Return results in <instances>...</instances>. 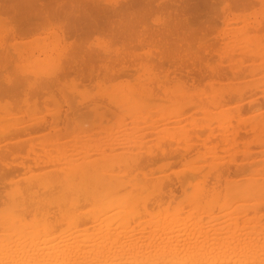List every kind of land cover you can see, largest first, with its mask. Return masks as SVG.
Masks as SVG:
<instances>
[{
  "label": "bare ground",
  "instance_id": "1",
  "mask_svg": "<svg viewBox=\"0 0 264 264\" xmlns=\"http://www.w3.org/2000/svg\"><path fill=\"white\" fill-rule=\"evenodd\" d=\"M117 1L102 6L100 0H0V176L24 173L9 182V190L0 189V264H264V122L257 124L261 127L257 139L242 143L239 137L252 133L255 124L242 130L230 123L233 115L228 111L250 108L248 116L233 112L242 122L256 114L263 117L261 102L253 94L264 91V72L246 82L241 79L236 89L230 84L234 90H224L225 94L209 91V96L204 92L205 97L195 98L185 92L186 87H196L193 82L202 74L194 60L188 64L187 58L174 54L183 43L189 44L187 34L210 24L211 19L201 18L198 11L206 0H165L164 7L172 12L165 11L176 17L158 20V13L155 23L163 27L156 30L135 28L145 26L152 0H124L120 5L122 0ZM48 15H59L61 23L57 19L56 25L63 27L56 32L51 26L50 40H44L43 34L32 43L19 40L44 28L45 21L51 24ZM262 18L249 23L250 28L247 21L246 26H235L233 36L228 33L230 40L221 43V51L227 53L229 47L231 57L237 51L254 61L258 58L262 60L258 67L264 70V43L257 35L264 29ZM96 30L119 45L90 46L93 43L86 38ZM143 43L155 50L154 60L143 61V68H160L163 76L140 82L139 70L130 84L115 85L111 79L120 70L117 67L130 68L125 56ZM156 44L162 50H156ZM234 65L229 71L210 67L217 79L208 84L218 83L227 72H244ZM247 68L245 72L252 69ZM182 69L188 78L167 74ZM172 78L182 89L165 86ZM93 79L109 83L97 81V95L88 97L84 85ZM27 96H33L30 107L24 105L28 101L23 104ZM231 97L236 102L227 106ZM162 99L171 107L157 108V100ZM38 100L52 101L53 108H46L48 116L34 113ZM209 104L222 112L213 109L215 118L203 117L216 119L217 124L206 120L195 125L193 111L207 115ZM86 117L91 119L82 121ZM186 122L193 125L186 128ZM217 126L219 133L213 129ZM42 129L43 137L35 144V132ZM100 132V137L92 138ZM216 134L218 142L206 143ZM252 140H257L259 150L250 149ZM23 149L29 159L13 168L7 160L21 159ZM189 150L194 153L186 155ZM257 151L260 157L255 156ZM237 154L244 160L237 161ZM176 163L182 166L170 170L172 175L165 171ZM60 222L63 227L55 230Z\"/></svg>",
  "mask_w": 264,
  "mask_h": 264
},
{
  "label": "rangeland",
  "instance_id": "2",
  "mask_svg": "<svg viewBox=\"0 0 264 264\" xmlns=\"http://www.w3.org/2000/svg\"><path fill=\"white\" fill-rule=\"evenodd\" d=\"M100 1H102V2H100V4H102V6H104L105 5V3L108 1V2H110V1H114V0H107V1H104V0H100ZM120 1V0H119ZM119 1H117V2H119ZM190 1H192V0H188V2H190ZM239 1V2H238ZM241 1V2H240ZM247 1V2H246ZM251 1V2H250ZM105 2V3H104ZM116 2V3H117ZM123 3L124 2V0H122V1H120L119 3H118V5H120V3ZM206 2H207V4L206 5H199V8H198V11H199V15H200V17L201 18H208V19H211V22H210V24L208 25V26H206V27H204L203 29H199V30H196L195 32H194V34L192 35V34H187V43L189 42V44H186V43H183V45H181L178 49H179V51L177 52V53H175L174 54V56H179V57H183V58H187V63L188 64H190L193 60V65H194V67H197L198 66V68H199V72L202 74L201 75V77L199 78V81L198 82H193L195 85L194 86H196V87H193L192 88V90H189V88H187L186 87V91L185 92H188V94L189 93H191L192 95H193V97L194 96H196L195 98H197V97H200V98H203V97H207V96H209L211 93V95H213V94H215V93H224L225 94V92H227L228 90H230V89H233L232 87H234V89H236L235 87H238V85L240 84L241 85V81L242 82H246V81H248L249 80V77L250 78H253V76L254 77H257L258 75H260V73H262V72H264V70L263 69H259L260 67H258V58L256 59L255 58V61L253 60L254 58H249V57H245L244 55L242 56L241 54H239L238 55V52L236 51H234L233 52V54H232V57L233 58H235V59H233L230 55H231V51H229L230 50V48L229 47H226L227 48V50L229 51V53H230V55L228 54L227 55V53H228V51H227V53L224 51L225 49L223 48V51H221L222 50V47H224L223 46V44H222V46H221V43H223V40H230V39H228L229 38V36H230V34L228 35V33H230L231 32V34L233 33L232 31H234L235 29H234V27L235 26H240V27H242V26H246L247 25V27H249L250 28V25L251 24H256L257 23V21H261L263 18H262V16L264 15V0H229V1H227V0H206ZM244 2L246 3V4H244ZM262 2V4L260 5L259 3H261ZM239 4V5H238ZM117 5V4H116ZM247 5V6H246ZM253 5V6H252ZM149 6H150V9L148 10V14H145V17H146V20H145V26H140V24H139V26L138 27H135V28H137V29H140V30H142L144 27H147L148 29H151V30H156L158 27H163L162 25H157V23H155L156 21L154 20V18L156 17V15L159 13V15H157V17H158V20L159 19H164V18H166V19H168V20H170L171 18H174V17H176L173 13H170V14H167V12L165 11V9L164 8H166L167 10H171L169 7H164L165 6V0H152L150 3H149ZM173 7V6H172ZM225 7V8H224ZM241 7V8H240ZM248 7V8H247ZM249 7H250V9H249ZM259 7V8H258ZM261 7H262V9H261ZM174 8V7H173ZM172 8V9H173ZM178 9V8H177ZM176 9V10H177ZM228 10V12L226 11V10ZM230 9V10H229ZM232 13H231V12ZM255 11V12H254ZM171 12H172V10H171ZM154 13H156V14H154ZM226 15H225V14ZM257 13H259V14H257ZM216 14H218V15H216ZM220 14V15H219ZM221 14H223V15H221ZM235 14V16H233V15ZM263 14V15H262ZM228 15V16H227ZM56 16V15H55ZM54 16V17H55ZM152 18H151V17ZM214 16V17H213ZM218 16H220V18L218 17ZM222 16V17H221ZM232 18H231V17ZM48 17H50V19L49 20H51L52 18V21H51V24H49L48 25V20L47 21H45L44 22V24H43V27L44 28H42V29H40L37 33H32L31 35L29 34L28 36L27 35H23V38L22 37H19V40L21 39L23 42H25V43H32V42H36V41H39V40H41L42 38H44V40H50L51 39V37H52V29H51V26H53V25H55V26H53L52 28L54 29V30H56V32H59V29H61V28H63L61 25H60V23H61V19H60V16L58 15L57 17H53L52 15H48ZM59 17V18H58ZM169 17V18H168ZM227 18V20L228 21H226V23H224V20H226V18ZM229 18H231V20H229ZM262 18V19H261ZM56 19V20H55ZM57 19H60V23H59V25L60 26H58V25H56L57 24ZM153 19V20H152ZM220 19H223V20H220ZM243 19V20H242ZM260 19V20H259ZM53 20H54V22H53ZM255 20V21H254ZM245 21H247L246 22V25H245ZM254 21V22H253ZM152 22H154V23H152ZM53 23V24H52ZM249 23H250V25H249ZM228 24L230 25V26H228ZM58 26V27H57ZM158 26V27H157ZM225 26V27H224ZM60 27V28H59ZM118 28H121V26L120 25H118L117 26ZM141 27V28H140ZM228 27V28H227ZM231 27L233 28V30L231 29ZM225 28V29H224ZM159 29V28H158ZM219 29V30H218ZM228 29V31H226ZM237 30V29H236ZM205 31V32H204ZM215 31V32H214ZM230 31V32H229ZM42 32V33H41ZM56 32H53V33H56ZM207 33H209V34H207ZM258 33H261V34H257V35H260V38H262V39H260L263 43H264V29L263 30H261V31H258ZM40 34V35H39ZM43 34V36H45V37H42L41 35ZM44 34H46V35H44ZM203 36H202V35ZM218 34V35H217ZM37 35H39V36H37ZM99 35V36H98ZM101 35H102V37H101ZM203 37H201V36ZM206 35V36H205ZM208 35V36H207ZM219 35L221 36V35H223V36H221V38L222 39H220V37H219ZM25 36H27L26 38H24ZM33 36V37H32ZM48 36H50V39H49V37ZM194 36V37H193ZM233 36V34L231 35V37ZM263 36V37H262ZM40 39H39V38ZM42 37V38H41ZM48 37V38H47ZM108 35H107V33L106 32H102V31H99V30H96V31H93V32H91L88 36H87V38H86V40H87V43L89 42V44H92V45H90V46H92V47H100V44L99 43H101L103 46H105V45H108L109 44V46L110 47H113L114 45H119V42H115L114 40H111L110 38L108 39ZM200 37V38H199ZM204 37H206V38H208V39H204ZM210 37V38H209ZM29 38V39H28ZM97 38V39H96ZM203 40H202V39ZM213 38V39H212ZM215 38V39H214ZM218 38V39H217ZM39 39V40H38ZM70 38L69 37H67L66 38V41L67 40H69ZM217 39V40H216ZM9 40H13V39H11L10 37H9ZM36 40V41H35ZM90 40H91V42H90ZM104 40V41H103ZM205 40V41H204ZM215 40V41H214ZM218 40H219V42L222 40V42H220V44H217L218 43ZM70 41V40H69ZM21 42V41H20ZM112 42V43H111ZM205 42V43H204ZM207 42V43H206ZM24 43V44H25ZM104 43H105V45H104ZM197 43H199V44H197ZM211 43V45H209ZM147 44V45H146ZM149 43H143L142 45H135V46H133V47H131L132 48V53L130 54V55H127V56H125V58H128V59H130V60H128V62H127V64H130V68H128V69H126V67L124 66H121V65H119L118 67H117V69H120L121 70V72H120V70H116V73H115V76L113 77V79H111V82H115V85H116V82H118V83H126V84H130L131 82H132V80H134V76L135 75H137V74H140V72H139V70L141 71V73H142V75L141 76H139V78H140V82L141 81H147V80H154L155 78H161L162 76H163V73H164V71L163 70H161L160 68H156V67H154V68H151L150 69V71L147 69V68H143V67H145L144 65H143V61H145V60H147L149 63H151V60H154V56H153V53L155 52V50L154 49H152V45L151 44H149ZM218 45V47L220 48H218L217 47V45ZM191 45V46H190ZM200 45V46H199ZM206 47H205V46ZM210 46V48H209V46ZM214 45V46H213ZM147 46V47H146ZM213 46V47H212ZM154 47H155V49L156 50H162V47H160L158 44H156V45H154ZM196 47V48H195ZM216 47V48H215ZM188 48V49H187ZM194 48H195V50H194ZM229 48V49H228ZM192 49V50H191ZM215 49H217V50H215V52H214V50ZM143 50V51H142ZM147 50L149 51V53L150 54H148L147 53ZM190 50V51H189ZM198 50V51H197ZM206 50V51H205ZM207 51H209L208 53H207ZM233 51V50H232ZM144 52L146 53V54H144ZM180 52V53H179ZM197 52V53H196ZM199 52V53H198ZM223 54H222V53ZM224 52H225V54H224ZM205 53V54H204ZM206 53H207V55H206ZM218 53H220V54H222V56L221 55H219ZM237 53V54H236ZM138 54V55H137ZM148 54V55H147ZM181 54V55H180ZM199 54V55H198ZM187 55V56H186ZM195 55H196V57H195ZM217 55V56H216ZM238 55V56H237ZM176 56V57H177ZM189 56V57H188ZM192 56V57H191ZM198 56V57H197ZM230 56V57H229ZM131 57H134L132 60H131ZM194 57V58H193ZM238 57V58H237ZM202 58H204V59H202ZM227 58H230L231 60H229V59H227ZM239 58H242V59H239ZM143 59V60H142ZM188 59L190 60V61H188ZM199 59V60H198ZM246 59V60H245ZM141 60V61H140ZM201 60V61H200ZM221 60V61H220ZM229 60V61H228ZM238 60H240V61H238ZM257 60V61H256ZM131 61V62H130ZM203 61H204V63L206 62L209 66H207V64L205 63H203ZM225 61V62H224ZM236 61H238V62H240V64L238 63V62H236ZM248 61V62H247ZM251 61H252V63H255V64H251ZM262 61V60H261ZM261 61L259 60V62L261 63ZM139 62V63H138ZM219 62H221V63H219ZM134 63V64H133ZM140 63H142L141 65H143V66H139V64ZM210 63V64H209ZM212 63V64H211ZM224 63H226V64H224ZM244 63V64H243ZM133 64V66H131ZM138 64V65H137ZM222 66H221V65ZM234 64H237V66H235ZM241 64H243V65H241ZM247 64V65H246ZM249 64V65H248ZM220 65V66H219ZM232 65H234L233 66V69H236V68H239V67H241L242 68V70H244V72L243 71H240L241 72V74H240V72H236L235 74H236V76H235V74H233V73H230V72H227V77L226 76H222V77H219V81L221 80V81H223V83H219V81H218V83L217 82H213L212 84H208V82L207 81H209V80H215V79H217L216 78V76L210 71V67H215V68H220L221 70H225V71H229V67L231 68L232 67ZM251 65V66H250ZM255 65V66H254ZM243 66H245V67H243ZM251 67L250 69H251V71H248V68L249 67ZM258 67V71H259V73H257L256 72V68ZM259 66H261L260 64H259ZM131 67H133V68H131ZM142 67V68H141ZM208 67V68H207ZM223 69H222V68ZM228 67V68H227ZM248 67V68H247ZM122 68L124 69V70H122ZM135 68V69H134ZM140 68V69H139ZM244 68V69H243ZM247 68V71L249 72H245L246 69ZM138 69V70H137ZM249 69V70H250ZM144 70H147V72L146 71H144ZM143 71V72H142ZM149 71V72H148ZM152 71H153V75H150V74H148V73H152ZM210 71V72H209ZM129 72H131V73H129ZM133 72V73H132ZM139 72V73H138ZM144 72H146L148 75H146V73H144ZM156 72V73H155ZM125 73V74H124ZM162 73V74H161ZM183 73H184V69H182L181 70V73H177V72H167V74L168 75H172V74H174V75H176V77H180V76H182V77H187V76H185V75H183ZM123 74V75H122ZM131 74V75H130ZM132 74H134V75H132ZM144 74V75H143ZM248 74V75H247ZM146 75V76H145ZM161 77H160V76ZM206 75V76H205ZM208 75V76H207ZM238 75H239V77H238ZM243 75V76H242ZM253 75V76H252ZM145 76V77H144ZM241 76V77H240ZM247 76V77H246ZM252 76V77H251ZM148 77H150L151 79H149ZM175 77V78H176ZM208 77H210V79L208 78ZM212 77H213V79H212ZM235 79H233V78ZM259 77V76H258ZM147 78V79H146ZM175 78L173 79V82L175 81ZM188 78V77H187ZM228 78V79H227ZM245 78V79H244ZM130 79V80H129ZM177 79V78H176ZM205 79V80H204ZM232 79V80H231ZM241 79H244V80H241ZM246 79H248V80H246ZM129 80V81H128ZM226 80H228L227 82H224V81H226ZM241 80V81H240ZM246 80V81H245ZM93 82H89L88 84H85L84 86H80V88H82V87H84V92L83 93H85V94H88L87 96L88 97H95L96 95H97V91H96V89L97 90H99V88L100 87H97V81H104V82H106L107 84L109 83V82H107V81H105V80H103V79H100V80H92ZM232 81H235L234 82V84H233V82ZM95 82V83H94ZM172 81H171V83L169 82L168 84L167 83H164L165 84V86H167V88H168V85H169V88L168 89H170V90H176L175 88H181V87H177L176 85H174L175 84V82L173 83ZM232 82V83H231ZM94 83V84H93ZM239 83V84H238ZM96 84V85H95ZM120 84H117V85H120ZM173 84V85H172ZM217 84V85H216ZM232 85V87H231V85ZM223 86V87H221V86ZM230 85V86H229ZM234 85V86H233ZM120 86H122V84L120 85ZM123 86H125L124 84H123ZM198 86V87H197ZM86 87H87V89L89 90H87L86 89ZM172 87V88H171ZM175 87V88H174ZM208 87H209V89H208ZM214 87V88H213ZM125 88H126V86H125ZM195 88H198V89H195ZM215 88L216 89H218V91L217 90H215ZM223 88V89H222ZM182 89V88H181ZM212 89V90H211ZM221 89V90H220ZM233 89V90H234ZM87 90V91H86ZM189 90V91H188ZM199 90V91H198ZM200 90H201V92H200ZM205 90V91H204ZM207 90V91H206ZM221 92H220V91ZM224 90H227V91H225L224 92ZM196 91V92H195ZM209 91L211 92V93H209ZM212 91H214V92H212ZM199 92V93H198ZM207 93V95H205L204 96V94L205 93ZM264 91L262 90V91H260V90H256L255 92H254V94H253V96H255V97H257L258 98V100L261 102V105H260V109H264V95H261V93L262 94H264L263 93ZM90 93H92V94H90ZM94 94H96V95H94ZM198 96H197V95ZM201 94V95H200ZM203 94V95H202ZM209 94V95H208ZM255 94H257V95H255ZM260 95V96H259ZM33 96H27V100L26 101H24L23 102V104L26 102L27 103V101H28V103L27 104H24V105H28V107H30L31 106V98H32ZM245 98H247V97H244V99ZM0 99H1V97H0ZM32 100H33V98H32ZM165 100V101H164ZM234 98H230L229 99V101L227 102V106L228 105H231L232 106V104H234V101L236 102V100H234ZM167 101V102H166ZM161 102V103H160ZM166 102V103H165ZM171 101H169V103H170ZM165 103V105H163ZM167 103H168V100L167 99H162V100H157V103L155 104V106L158 108H169V107H171V106H169V105H167ZM30 104V105H29ZM46 104H48L49 106H47ZM23 105V106H24ZM43 106L45 107V109L43 108ZM50 106H52V101L51 100H45V102H42L41 100H38L37 102H36V106L33 108L34 109V113L35 114H44L45 116H48V114H47V111L49 110V109H52L53 108V106L52 107H50ZM165 106H168V107H165ZM209 106V107H208ZM213 105H211V104H209V105H207V107H208V109H209V111H207V113H209V114H207V115H205L204 113H201V111H199V110H195V111H193V115L192 116H196L195 117V119H193V123L195 124V125H198V124H202L203 122H205L206 120H208L207 122H209V124H211V125H216L217 124V120L216 119H212V118H210V119H206V118H204V117H209V116H211L212 117V115H213V118H215V112H212L211 110H219L220 108L217 106H214V107H212ZM225 106V105H224ZM46 108H49V109H46ZM42 110H44V111H42ZM216 110V112H219L220 113V111L222 112V109L221 110H219V111H217ZM46 111V113H44ZM228 111H230V113H231V115H233L232 117H231V120H230V123L231 124H235L236 126L238 125L239 127H240V129H242V130H244V129H246L247 127H249L251 124H255V125H253L252 127H254L255 129H254V131L251 133V132H246V133H242V137H239V138H241L242 140L243 139H245V142H247L249 139H254L255 138V136H256V138L255 139H257V131L258 130H260V128L261 127H257V124L258 123H263L264 122V119H263V117H264V111H263V117H260V115H254V118L253 119H251L250 117L249 118H246L244 121H246V122H242V120L240 119H237V116L236 115H234V113L235 114H238V116L240 117H243V116H248L249 114H250V112H251V110H250V108H246V106H245V108H243V109H241V110H239V112L238 111H235V109L233 108V107H229V109H228ZM25 111H23L22 113H24ZM212 112V113H211ZM234 112V113H233ZM20 113V112H19ZM199 114H200V117H199ZM202 114H204V115H202ZM212 114V115H211ZM243 115V116H242ZM204 116V117H203ZM24 117H26V115L24 114ZM197 118H198V120H197ZM204 120H203V119ZM216 118H217V116H216ZM234 118H236V119H234ZM245 118V117H244ZM88 119V117H86V118H84L83 120L81 119V118H79L78 120L80 121V120H82V121H86ZM91 119V117H89V119L88 120H90ZM213 121H212V120ZM216 120V121H215ZM239 121V124L237 123L238 121ZM197 121V122H196ZM199 121V122H198ZM215 121V122H214ZM237 121V122H236ZM127 122V121H126ZM140 121H138V123H139ZM184 122V121H183ZM242 123V125H241V123ZM193 123L192 122H186L184 125H185V127L186 128H189V127H191L192 125H193ZM196 123H198V124H196ZM250 123V125L248 126V124ZM169 125H171L172 123L171 122H169L168 123ZM235 127V126H234ZM169 129H172V126L169 128ZM213 129H215L214 130V132H217V133H219V132H221V128L220 127H216V128H213ZM232 129H233V127H232ZM231 130V129H230ZM38 131H39V133H38ZM44 130L42 129V131L41 130H37L36 132H35V135H34V137H33V140H34V142H35V144H36V142L38 141V139H42V135H40V133L41 132H43ZM202 133H205L204 131H202L201 132V134ZM98 134V135H97ZM103 133L102 132H100V133H94V134H92L91 136H93L92 138H97V137H100L101 135H102ZM251 134V135H250ZM38 135V136H37ZM97 135V136H96ZM153 135L154 134H151L150 136H152L151 138H153ZM218 134H216V136H214V137H212L211 139H209V141H207L206 143H209V142H218L219 141V138H218V136H220V135H218ZM254 135V136H253ZM24 136H25V134H24ZM67 136V135H66ZM204 136V135H203ZM202 136V137H203ZM151 138L149 137V139L147 140L148 142H150L151 141ZM59 139H63V138H61V137H59ZM247 139V140H246ZM215 140V141H214ZM253 141H255V140H252V142ZM244 142V140L242 141V143ZM248 142H250V140L248 141ZM251 142V144L249 145V147H250V149H253V150H259L260 149V146H259V144L257 145V140L255 141L256 143H254V145H253V143ZM183 142L182 141H180V144H182ZM66 144V143H65ZM231 144H232V141H231ZM241 144L240 143H237L236 144V147L239 149V148H242V145L240 146ZM21 152V154H22V156H21V159H19L20 157H15V158H11V159H8L7 161H10V165H14V167L13 168H20L18 165H19V162L20 161H23L24 163L23 164H25V162L27 161V159H29V158H25V154H24V149L23 150H21L20 151ZM190 153V154H189ZM194 153V150H189L188 152H187V154L186 155H191V154H193ZM24 154V155H23ZM218 155H223L222 157V159L223 160H228L227 158H229V156H227L224 152H222V151H218V153H217ZM255 154V156L256 157H260L261 156V153L260 152H255L254 153ZM263 156H264V154H263ZM189 157H191V156H189ZM25 158V159H24ZM208 158V157H207ZM207 158L205 159V160H207ZM226 158V159H225ZM244 158V156L243 155H241V154H237L236 155V157H235V159L237 160V161H240V160H244L243 159ZM14 160H15V162H14ZM28 162H31L32 163V160H28ZM14 163V164H13ZM18 164V165H15V164ZM260 164V163H259ZM182 166V165H179L178 163H176V164H173V165H171V168H166L165 169V171H169L170 172V170H172V169H177V167L178 168H180V167ZM36 172V171H35ZM171 173V175H172V172H170ZM24 173H22L21 172V170L20 171H17V172H11V173H7V174H5V175H3V176H0V189L2 188L3 190L4 189H10L11 188V186H12V184H9V182L11 181V180H14L15 178L17 179L18 177H20V176H22ZM14 178V179H13ZM8 185H10V186H8ZM179 197H180V199H182L183 200V197H182V194L181 195H179ZM178 198V197H177ZM176 200V199H175ZM181 201V200H180ZM253 212H252V210H249L248 212H247V214L248 215H251ZM145 218V220H147L148 218H147V216H142L141 218ZM147 218V219H146ZM263 218H264V215H263V217H262V219L261 220H263ZM87 223H89V222H87ZM63 227V224H62V222H60V223H57L55 226H54V229L55 230H59L60 228H62ZM88 228H89V226H88Z\"/></svg>",
  "mask_w": 264,
  "mask_h": 264
}]
</instances>
